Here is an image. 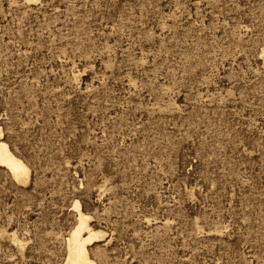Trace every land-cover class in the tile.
Instances as JSON below:
<instances>
[{"label":"rangeland","instance_id":"1","mask_svg":"<svg viewBox=\"0 0 264 264\" xmlns=\"http://www.w3.org/2000/svg\"><path fill=\"white\" fill-rule=\"evenodd\" d=\"M262 52L264 0H0V264L76 200L96 264H264Z\"/></svg>","mask_w":264,"mask_h":264},{"label":"bare ground","instance_id":"2","mask_svg":"<svg viewBox=\"0 0 264 264\" xmlns=\"http://www.w3.org/2000/svg\"><path fill=\"white\" fill-rule=\"evenodd\" d=\"M0 165L5 166L10 171L16 182H27L30 178V170L27 164L11 150L8 143L3 139H0ZM74 206L77 208V221L67 233V237L64 238L66 256L63 264H96L89 254L88 244L93 239L102 237L103 231L90 224L89 216L81 211L77 200L74 202ZM13 238L18 245L21 244L16 237Z\"/></svg>","mask_w":264,"mask_h":264}]
</instances>
